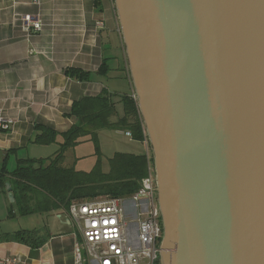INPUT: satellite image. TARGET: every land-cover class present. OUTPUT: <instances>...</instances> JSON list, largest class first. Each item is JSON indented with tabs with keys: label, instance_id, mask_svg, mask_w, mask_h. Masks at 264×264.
Instances as JSON below:
<instances>
[{
	"label": "water",
	"instance_id": "water-1",
	"mask_svg": "<svg viewBox=\"0 0 264 264\" xmlns=\"http://www.w3.org/2000/svg\"><path fill=\"white\" fill-rule=\"evenodd\" d=\"M114 7L151 149L159 263L264 264V0Z\"/></svg>",
	"mask_w": 264,
	"mask_h": 264
},
{
	"label": "crops",
	"instance_id": "crops-1",
	"mask_svg": "<svg viewBox=\"0 0 264 264\" xmlns=\"http://www.w3.org/2000/svg\"><path fill=\"white\" fill-rule=\"evenodd\" d=\"M103 61L109 76L98 73ZM125 64L114 0H0V109L14 119L8 131L0 132V169L4 164L11 171L19 159L33 158L34 147L48 145L33 142L35 125L66 130L75 121L68 116L74 100L107 89L121 114V95L132 97L134 91ZM68 67L89 73V79L68 76ZM61 141L58 135L52 143L58 149ZM139 142L144 146L140 153L149 157L145 131ZM9 161L15 163L12 169ZM147 170L152 173L153 165ZM6 182L5 189L0 186V260L18 256L21 264H74L81 233L68 207L21 215L8 203Z\"/></svg>",
	"mask_w": 264,
	"mask_h": 264
},
{
	"label": "trees",
	"instance_id": "trees-1",
	"mask_svg": "<svg viewBox=\"0 0 264 264\" xmlns=\"http://www.w3.org/2000/svg\"><path fill=\"white\" fill-rule=\"evenodd\" d=\"M125 67L127 69L126 64ZM108 70L109 67L103 61L98 73L109 76ZM65 73L79 80L89 79V73L76 67L66 68ZM126 76L129 79L128 70ZM120 100L123 107L122 113L118 114L112 94L102 89L96 95L83 96L72 102L68 116L74 117L75 121L66 130L58 131L45 124L35 125L34 143L50 144L56 141L58 135L62 141L46 161L26 158L19 159L11 171L4 164L1 167L0 186L5 189V182L10 183L13 204L19 214L25 215L59 205L68 207L73 200L102 194L129 195L137 190L140 179L147 176L148 165H153L151 152L147 157L144 153L116 151L108 159L109 169L106 172L98 164L90 171H82L75 169L74 160L73 163L65 162V151L81 141L91 140L98 150V132L101 129H128L132 139L142 140L143 124L135 99L124 93ZM32 199L34 203H31ZM157 264H160L159 260Z\"/></svg>",
	"mask_w": 264,
	"mask_h": 264
},
{
	"label": "built area",
	"instance_id": "built-area-1",
	"mask_svg": "<svg viewBox=\"0 0 264 264\" xmlns=\"http://www.w3.org/2000/svg\"><path fill=\"white\" fill-rule=\"evenodd\" d=\"M24 18L29 21V15ZM30 26L40 29L38 22ZM132 97L136 100L134 91ZM13 123L0 109V132L8 131ZM124 135L132 137L128 129ZM145 142L149 144L146 133ZM152 188L154 172L141 178L137 190L129 195L73 200L67 210L81 233L75 243L74 264H157L162 224ZM21 263L18 256L0 260V264Z\"/></svg>",
	"mask_w": 264,
	"mask_h": 264
},
{
	"label": "rangeland",
	"instance_id": "rangeland-1",
	"mask_svg": "<svg viewBox=\"0 0 264 264\" xmlns=\"http://www.w3.org/2000/svg\"><path fill=\"white\" fill-rule=\"evenodd\" d=\"M124 131L125 129H101L98 132V150L95 149V145L91 140L82 141L77 146L65 151V162L70 161L73 163V160H75V168H81L83 170H90L98 164L102 171H108V159L116 150H133L132 152L140 153L144 149V146L139 141L125 136ZM56 149L57 147L54 143L38 145L31 150L32 153L30 157L41 158L46 161L48 157H51L55 153ZM21 150L25 151L26 149L23 148ZM75 156L80 158L78 159ZM7 164L9 169H12L15 165L12 161H9V163L7 162ZM107 195L108 194H102L92 198H99ZM8 203H10V201ZM10 204L15 208L13 202Z\"/></svg>",
	"mask_w": 264,
	"mask_h": 264
}]
</instances>
